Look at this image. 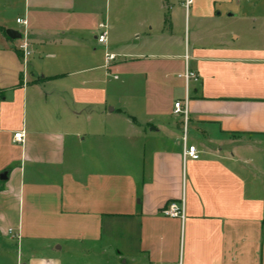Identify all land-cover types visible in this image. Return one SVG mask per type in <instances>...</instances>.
Returning <instances> with one entry per match:
<instances>
[{"label":"crops","instance_id":"crops-1","mask_svg":"<svg viewBox=\"0 0 264 264\" xmlns=\"http://www.w3.org/2000/svg\"><path fill=\"white\" fill-rule=\"evenodd\" d=\"M0 264H264V0H0Z\"/></svg>","mask_w":264,"mask_h":264},{"label":"built area","instance_id":"built-area-1","mask_svg":"<svg viewBox=\"0 0 264 264\" xmlns=\"http://www.w3.org/2000/svg\"><path fill=\"white\" fill-rule=\"evenodd\" d=\"M186 5L191 3V0H185ZM16 22L23 27H27V20L25 18H16ZM99 33L97 36V40L99 43H104L106 41V30L105 24H98ZM18 49L22 52L23 61L26 62L27 57L30 55L29 44L26 40L25 34L21 38V42L18 45ZM115 58L114 54H107L106 59L112 60ZM179 76L183 77L185 81L189 79L196 80L197 76L195 73L189 71L187 68L183 72V74H179ZM188 97H185L182 100H177L173 104V113L181 116L182 118V141H183V151L182 157L183 159L190 158L192 160H197L199 158V151L194 145H187V118H188V105H187ZM24 139V133L22 130H18L13 134V142L21 143ZM161 214L165 217L169 218H184V205L183 201H175L171 200L165 204V206L161 209ZM11 232V230H9Z\"/></svg>","mask_w":264,"mask_h":264},{"label":"water","instance_id":"water-1","mask_svg":"<svg viewBox=\"0 0 264 264\" xmlns=\"http://www.w3.org/2000/svg\"><path fill=\"white\" fill-rule=\"evenodd\" d=\"M6 33H7V35L9 36V37H11V38H13V39H15V38H19L20 37V34H18L16 31H14V30H10V29H8V30H6ZM5 177V176H4Z\"/></svg>","mask_w":264,"mask_h":264}]
</instances>
